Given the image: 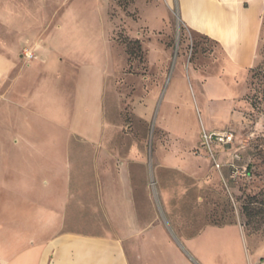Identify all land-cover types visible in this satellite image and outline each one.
Listing matches in <instances>:
<instances>
[{
  "label": "crops",
  "instance_id": "crops-1",
  "mask_svg": "<svg viewBox=\"0 0 264 264\" xmlns=\"http://www.w3.org/2000/svg\"><path fill=\"white\" fill-rule=\"evenodd\" d=\"M174 1L183 27L216 45L215 64L221 58L222 69L253 67L264 0ZM54 3L0 0V25L14 40L0 53V264H151L150 249L160 241L142 236L146 188L130 163L118 166L106 138L109 48L78 37L76 10L61 17ZM55 13L58 23L46 34L42 22ZM29 46L35 58L21 68L16 57ZM208 77L205 69L190 77L174 67L161 107H175L183 93L184 107L195 105L194 88L204 90ZM131 159L142 164L138 152ZM211 234L238 241L233 228Z\"/></svg>",
  "mask_w": 264,
  "mask_h": 264
},
{
  "label": "rangeland",
  "instance_id": "rangeland-1",
  "mask_svg": "<svg viewBox=\"0 0 264 264\" xmlns=\"http://www.w3.org/2000/svg\"><path fill=\"white\" fill-rule=\"evenodd\" d=\"M69 7L76 10L71 23L78 37L109 48L106 138L118 166L130 163L135 182L146 188L142 236L160 241L150 263L264 264V219L249 233L241 215L247 197L259 195L264 204V9L253 67L244 71L222 69L221 58L215 64L216 45L183 27L174 0H58L53 10L62 17ZM56 13L42 22L46 34L58 23ZM5 32L0 25L2 55L14 41ZM31 49L16 57L21 68L34 60ZM178 66L190 77L205 69L208 81L204 90L194 88L195 105L184 107L183 93L164 109L166 81ZM131 152L142 156L141 165L130 162ZM225 228L235 230L236 245L226 234L209 235ZM225 238L232 241L227 247Z\"/></svg>",
  "mask_w": 264,
  "mask_h": 264
},
{
  "label": "trees",
  "instance_id": "trees-1",
  "mask_svg": "<svg viewBox=\"0 0 264 264\" xmlns=\"http://www.w3.org/2000/svg\"><path fill=\"white\" fill-rule=\"evenodd\" d=\"M242 203L241 215L244 219L243 228L251 231H258V224L264 219V204L259 199V195L247 197Z\"/></svg>",
  "mask_w": 264,
  "mask_h": 264
},
{
  "label": "built area",
  "instance_id": "built-area-1",
  "mask_svg": "<svg viewBox=\"0 0 264 264\" xmlns=\"http://www.w3.org/2000/svg\"><path fill=\"white\" fill-rule=\"evenodd\" d=\"M30 57V56H29Z\"/></svg>",
  "mask_w": 264,
  "mask_h": 264
}]
</instances>
